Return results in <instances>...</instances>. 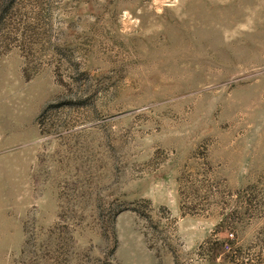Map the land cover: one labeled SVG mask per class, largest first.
<instances>
[{"label":"rangeland","instance_id":"1","mask_svg":"<svg viewBox=\"0 0 264 264\" xmlns=\"http://www.w3.org/2000/svg\"><path fill=\"white\" fill-rule=\"evenodd\" d=\"M0 264H264V0H0Z\"/></svg>","mask_w":264,"mask_h":264}]
</instances>
